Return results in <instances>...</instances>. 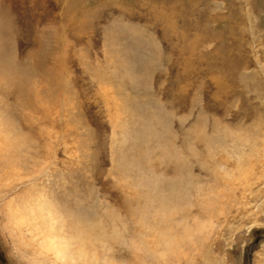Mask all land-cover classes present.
<instances>
[{
  "label": "rangeland",
  "instance_id": "rangeland-1",
  "mask_svg": "<svg viewBox=\"0 0 264 264\" xmlns=\"http://www.w3.org/2000/svg\"><path fill=\"white\" fill-rule=\"evenodd\" d=\"M0 18V264H264V0Z\"/></svg>",
  "mask_w": 264,
  "mask_h": 264
},
{
  "label": "bare ground",
  "instance_id": "bare-ground-1",
  "mask_svg": "<svg viewBox=\"0 0 264 264\" xmlns=\"http://www.w3.org/2000/svg\"><path fill=\"white\" fill-rule=\"evenodd\" d=\"M4 21H2V18H0V31L6 26L5 24L3 23ZM4 24V25H3ZM171 154V153H170ZM178 170V168H177ZM177 172V171H176ZM178 195H175L174 193V199L177 198ZM162 199V198H161ZM166 203V202H165ZM173 207V206H172ZM51 243H55L54 241H51ZM50 243V244H51ZM87 246V245H86ZM86 246H82L80 248V257H83V255H86L84 254V252L87 253V251L84 249V248H87ZM50 250H52L54 252V256H55V259H56V264L57 262H60V264H75L73 258L67 253V248L66 247H61L60 245H57L55 243V245L53 244L52 246H49ZM48 248V249H49ZM85 250V251H84ZM84 258V257H83ZM85 259H86V256H85ZM72 260V261H71ZM71 261V262H70ZM70 262V263H68Z\"/></svg>",
  "mask_w": 264,
  "mask_h": 264
}]
</instances>
